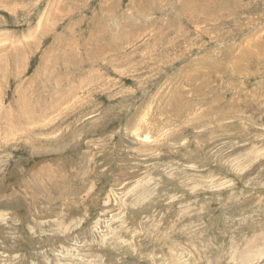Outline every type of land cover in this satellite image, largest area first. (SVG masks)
Wrapping results in <instances>:
<instances>
[{
	"label": "rangeland",
	"instance_id": "374dc122",
	"mask_svg": "<svg viewBox=\"0 0 264 264\" xmlns=\"http://www.w3.org/2000/svg\"><path fill=\"white\" fill-rule=\"evenodd\" d=\"M0 264H264V0H0Z\"/></svg>",
	"mask_w": 264,
	"mask_h": 264
},
{
	"label": "bare ground",
	"instance_id": "6f19581e",
	"mask_svg": "<svg viewBox=\"0 0 264 264\" xmlns=\"http://www.w3.org/2000/svg\"><path fill=\"white\" fill-rule=\"evenodd\" d=\"M244 47V46H243ZM242 55V54H241ZM244 57V56H243Z\"/></svg>",
	"mask_w": 264,
	"mask_h": 264
}]
</instances>
